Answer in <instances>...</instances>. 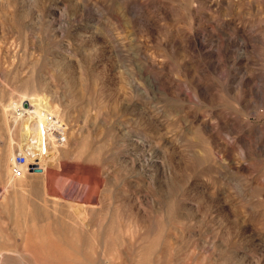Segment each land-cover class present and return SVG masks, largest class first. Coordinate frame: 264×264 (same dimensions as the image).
<instances>
[{
    "label": "rangeland",
    "instance_id": "obj_1",
    "mask_svg": "<svg viewBox=\"0 0 264 264\" xmlns=\"http://www.w3.org/2000/svg\"><path fill=\"white\" fill-rule=\"evenodd\" d=\"M41 97L60 147L10 113ZM1 252L264 264V0H0Z\"/></svg>",
    "mask_w": 264,
    "mask_h": 264
},
{
    "label": "built area",
    "instance_id": "obj_2",
    "mask_svg": "<svg viewBox=\"0 0 264 264\" xmlns=\"http://www.w3.org/2000/svg\"><path fill=\"white\" fill-rule=\"evenodd\" d=\"M24 103L27 105L24 106ZM28 102L22 101L21 99L13 100L11 106V115L15 118H22L28 114ZM44 133L48 139L51 140V144L55 147H60L66 142V124L58 116L55 110L48 111L44 119ZM39 169L37 163H30L27 161L26 156L22 152L14 154V158L11 161V175L13 177H21L29 170L34 171Z\"/></svg>",
    "mask_w": 264,
    "mask_h": 264
},
{
    "label": "bare ground",
    "instance_id": "obj_3",
    "mask_svg": "<svg viewBox=\"0 0 264 264\" xmlns=\"http://www.w3.org/2000/svg\"><path fill=\"white\" fill-rule=\"evenodd\" d=\"M30 104H31V107L28 108L29 110H28V114L26 116H24L22 118H15L16 122L18 123L19 134L21 137L25 138V145L27 143L29 144L30 142H32L31 140H33V138L35 139V138L40 137V135H42L45 115L49 111V107H50L47 99L44 97L30 98ZM8 158H9L8 163L11 164V161L14 158V156L8 157ZM24 179L25 178L23 176L15 177L14 182L16 184H18V186H19V184H21ZM10 183H13V182L10 180ZM14 253H15L14 256H16V261H18V264H28L29 263V260H28V262H26L23 259V257H22L23 253H20V252H14ZM10 256H11V254H10ZM10 256L8 257V255L1 252L0 253V261H3L5 259L7 263L9 262L12 264L14 262V259L11 258ZM30 257H31V261H32L30 264H38L34 260V254L33 253L30 254ZM49 259L51 260V258H49ZM47 261H49V260L47 259ZM52 263H54V262H52Z\"/></svg>",
    "mask_w": 264,
    "mask_h": 264
},
{
    "label": "water",
    "instance_id": "obj_4",
    "mask_svg": "<svg viewBox=\"0 0 264 264\" xmlns=\"http://www.w3.org/2000/svg\"><path fill=\"white\" fill-rule=\"evenodd\" d=\"M26 105H27V104H26V103H24V106H26ZM35 170H37V171H38L39 169H35Z\"/></svg>",
    "mask_w": 264,
    "mask_h": 264
}]
</instances>
